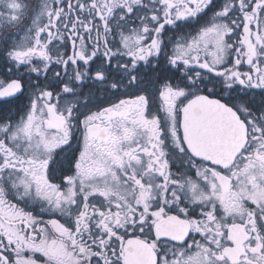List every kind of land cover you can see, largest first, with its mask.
<instances>
[{"label":"snow or ice","instance_id":"obj_1","mask_svg":"<svg viewBox=\"0 0 264 264\" xmlns=\"http://www.w3.org/2000/svg\"><path fill=\"white\" fill-rule=\"evenodd\" d=\"M0 264H264V0H0Z\"/></svg>","mask_w":264,"mask_h":264}]
</instances>
